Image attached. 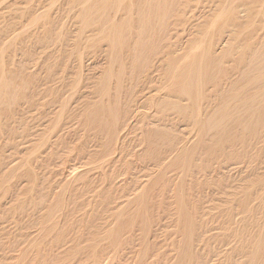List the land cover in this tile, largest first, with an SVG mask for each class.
<instances>
[{
    "label": "rangeland",
    "instance_id": "obj_1",
    "mask_svg": "<svg viewBox=\"0 0 264 264\" xmlns=\"http://www.w3.org/2000/svg\"><path fill=\"white\" fill-rule=\"evenodd\" d=\"M71 1L0 0V264H178L186 241L183 213L194 226L189 264H246L251 239L261 241L257 264H264V122H257L254 139L228 138L218 146L219 136L198 139L179 120L168 131L175 130L173 141L180 140L189 158L165 152L164 144L157 165L142 153L144 125L155 115V105L142 101L126 107L102 152V140L81 117L100 99L95 82L103 70L111 67L114 75L118 68L100 52L102 34L80 37V13ZM189 1L196 7L174 40L177 56L198 51L208 30L202 19H219L218 10L199 8L205 0ZM246 1L240 26L223 34L230 54L257 46L246 32L258 29L264 40V0ZM46 30L42 43L36 38ZM225 65L236 77L239 63ZM252 75L264 83V68ZM137 195L145 201L140 208L133 203ZM242 200L247 209L241 212ZM115 237L123 243L112 244Z\"/></svg>",
    "mask_w": 264,
    "mask_h": 264
},
{
    "label": "bare ground",
    "instance_id": "obj_2",
    "mask_svg": "<svg viewBox=\"0 0 264 264\" xmlns=\"http://www.w3.org/2000/svg\"><path fill=\"white\" fill-rule=\"evenodd\" d=\"M71 3L76 4L80 13V37L84 31L102 34L100 39L106 42V45L100 52H104L109 64H115L118 68L114 75L110 66L103 70L95 82L100 99L88 109L85 108L86 113L81 117L84 125L94 129V135L102 140V152L109 150L116 136V126L119 119L125 115L126 107L131 104L137 107L142 101H151L155 105L154 120L145 123L142 132L145 140V150L142 153L148 157L152 156L157 165L162 163L161 146L164 144L167 145L165 152L175 151L183 157L190 154L188 150H184V146L178 145L180 140L173 141L176 138L175 130L168 131V127L177 126L179 120L189 122L197 130L198 139L219 136L218 146L222 145L223 139L240 138L243 142L257 137V122H264V83L257 85V77L252 74L257 68H264L262 33L258 32V29L256 32L245 33L250 40L257 43L254 49L240 48L230 54L223 48L226 43L223 34L229 26H240L241 12L248 8L246 0H205L199 4V8L202 7L205 11L218 10L219 19H213L214 22L202 19L201 23H204L208 30L198 42V51L187 50L180 56L176 54L178 50L174 40L191 19L189 11L196 7L191 5L189 0H72ZM255 17L257 16L253 18ZM199 18L200 16H197V20H200ZM68 19L70 18L67 17ZM33 21H37V18ZM46 32L49 34V30H46L36 39L44 43ZM215 32L222 34L215 38ZM95 37L99 36H94V39ZM77 38L79 41L80 38ZM214 43L219 44L218 49L210 47V44ZM229 60L239 63L236 77L232 76L225 65ZM2 77L0 76L1 82ZM113 78L114 84L110 85L109 82ZM8 82L12 86V83ZM205 84H209L206 89L203 87ZM3 92L6 97L7 92ZM157 92H161L162 96L157 97ZM202 103L204 107L199 110ZM167 109L173 112L168 114ZM248 112H256V115L252 116ZM62 113L63 108L58 118ZM153 123L156 124L155 127H150ZM234 128L237 131L230 136V131ZM168 165L170 164L166 165L167 168ZM142 196L133 201L139 208L145 203ZM238 203L241 212L247 209L246 200ZM181 219L184 221L186 241L178 252V264H189L193 258L191 240L194 226L187 213L181 214ZM120 222L128 226L131 224L126 218L120 219ZM113 241L111 240L112 244L123 243L118 237L113 238ZM259 242L249 240L251 249L245 254L246 264H257V256L260 255L257 249Z\"/></svg>",
    "mask_w": 264,
    "mask_h": 264
}]
</instances>
